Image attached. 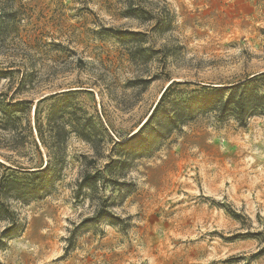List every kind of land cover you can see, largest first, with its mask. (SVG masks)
<instances>
[{"label":"rangeland","instance_id":"obj_1","mask_svg":"<svg viewBox=\"0 0 264 264\" xmlns=\"http://www.w3.org/2000/svg\"><path fill=\"white\" fill-rule=\"evenodd\" d=\"M0 15V94L29 102L31 126L47 97L39 121L61 129L41 154L0 146L1 161L55 171L40 199L10 200L0 264H264V115L196 114L127 155L170 82L185 84L172 100L208 99L264 73V0H0ZM252 89L264 96V78Z\"/></svg>","mask_w":264,"mask_h":264},{"label":"trees","instance_id":"obj_2","mask_svg":"<svg viewBox=\"0 0 264 264\" xmlns=\"http://www.w3.org/2000/svg\"><path fill=\"white\" fill-rule=\"evenodd\" d=\"M2 18L3 15H0V22ZM126 34L130 38H135L133 33ZM4 74V71L0 69V76ZM263 78L264 73L254 74L235 84L212 88L213 95L208 99L186 98L182 101L172 100L169 95L176 86L185 84L170 82L162 92L151 115L135 133V135L139 133L143 135V132L147 130L146 134L129 147L127 155L134 159L144 156L155 147L157 142L182 127L196 114L213 113L220 118L234 115L240 124H243L245 117L264 115V96L257 94L254 89L248 91L246 95L240 92L244 86ZM224 93L229 94L226 96ZM46 99L47 97L40 99L37 105ZM29 105V102L25 101L5 103L0 94V131L7 132V137H1L0 142L4 143L3 145L0 143V146L16 156L27 155L26 150L32 147L36 153L41 154V147H46V134L48 138L52 137L53 142H59L61 138L58 132L61 129L54 128L51 122L46 126L40 123L37 105L34 108V125L31 126L27 120L24 125L22 124L23 116L29 115ZM70 126L71 130L91 144V147H96L97 141L93 139V131L89 124L73 123ZM43 127H47V130L45 131ZM133 139L134 135L125 138L120 144L121 147H126ZM54 173L48 162L43 166L41 159L38 163H32V158H29L27 163H20L12 160L11 157L0 160V220L10 224L9 227L16 226V216L10 206V200L40 199L48 193ZM97 177L98 173L85 174L78 185V190L94 188Z\"/></svg>","mask_w":264,"mask_h":264}]
</instances>
